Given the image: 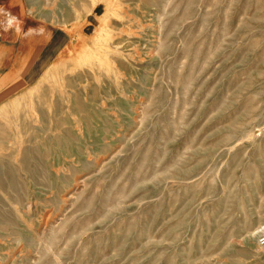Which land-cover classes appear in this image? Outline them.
Segmentation results:
<instances>
[{"label": "rangeland", "instance_id": "1", "mask_svg": "<svg viewBox=\"0 0 264 264\" xmlns=\"http://www.w3.org/2000/svg\"><path fill=\"white\" fill-rule=\"evenodd\" d=\"M3 6L0 264H264V0Z\"/></svg>", "mask_w": 264, "mask_h": 264}, {"label": "crops", "instance_id": "2", "mask_svg": "<svg viewBox=\"0 0 264 264\" xmlns=\"http://www.w3.org/2000/svg\"><path fill=\"white\" fill-rule=\"evenodd\" d=\"M15 4V0H0V6L6 7L7 9L10 8V6ZM14 14L9 12L8 10L3 12L0 15V36L2 35V39L0 40V47L1 50L4 52L6 50V58H4L2 61H0V66L3 65L5 69H9L10 66L14 64V57H13V49H11V42H13V39H10V36L14 34L13 29L10 27L13 24L11 23V20H13L15 17ZM1 51V52H2ZM11 51L12 57L10 59L9 52ZM12 60V62L9 61Z\"/></svg>", "mask_w": 264, "mask_h": 264}, {"label": "built area", "instance_id": "3", "mask_svg": "<svg viewBox=\"0 0 264 264\" xmlns=\"http://www.w3.org/2000/svg\"><path fill=\"white\" fill-rule=\"evenodd\" d=\"M258 242H259L260 245H264V236L260 237Z\"/></svg>", "mask_w": 264, "mask_h": 264}, {"label": "bare ground", "instance_id": "4", "mask_svg": "<svg viewBox=\"0 0 264 264\" xmlns=\"http://www.w3.org/2000/svg\"><path fill=\"white\" fill-rule=\"evenodd\" d=\"M69 199V198H68Z\"/></svg>", "mask_w": 264, "mask_h": 264}]
</instances>
